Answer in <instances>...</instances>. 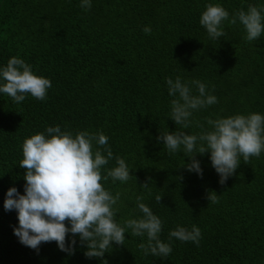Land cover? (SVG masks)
<instances>
[{
    "label": "trees",
    "instance_id": "1",
    "mask_svg": "<svg viewBox=\"0 0 264 264\" xmlns=\"http://www.w3.org/2000/svg\"><path fill=\"white\" fill-rule=\"evenodd\" d=\"M208 2L230 14L264 6V0H92L86 11L80 0H0V64L19 55L52 82L43 101L28 95L15 103L0 94V264H264V152L241 158L221 184L209 153L196 154L201 176L183 166L188 156L169 153L157 139L180 127L168 117V76L199 79L218 97L194 113L185 132L208 127L209 117L264 113V35L248 41L241 25L225 21V35L211 39L199 23ZM56 124L74 133L103 131L132 169L127 182L102 181L120 193L118 222L142 215L136 208L142 197L163 220L161 240L177 224H195L199 244L173 238V251L161 258L146 255L138 247L146 237L130 231L124 245L112 242L102 257L87 256L78 234L72 252L55 241L38 249L20 243L16 211L3 207L5 193L15 186L23 194L25 137ZM209 192L218 195L215 202Z\"/></svg>",
    "mask_w": 264,
    "mask_h": 264
},
{
    "label": "clouds",
    "instance_id": "2",
    "mask_svg": "<svg viewBox=\"0 0 264 264\" xmlns=\"http://www.w3.org/2000/svg\"><path fill=\"white\" fill-rule=\"evenodd\" d=\"M80 6L87 11L92 0H80ZM225 21L241 25L245 39L255 41L264 35V6L250 4L247 9L230 14L223 4L208 2L199 17L208 36L216 40L225 35ZM151 30L150 26L143 27L145 33ZM165 82L171 97L168 117L180 127L175 131H160L157 139L163 141L169 153L182 151L190 158L183 164L187 170L202 176L203 169L196 154L207 152L223 184L241 158L247 162L250 157H259L264 152V113L209 117L206 118L208 127L199 124V132H185L193 124L194 113L218 103V97L199 79L185 80L177 75L166 77ZM51 87L50 78L38 75L19 55L0 64V94H7L15 103L24 101L28 95L43 101ZM108 141L109 136L101 130L83 129L74 133L62 130L59 124L25 137L19 162L25 169L23 194L11 186L3 201L6 211H16L18 225L13 226V232L19 242L38 249L42 242L55 241L60 250L72 252L78 234L89 257H102L111 249L112 242L124 245L125 233L129 231L134 236L146 237L138 245L146 255L169 256L173 251V238L198 245L202 234L195 224L190 228L177 224L169 230L167 242L161 240L163 220L142 197L136 199V208L142 215L130 216L123 223L117 221L120 193L113 194L102 181L111 178L113 182H127L132 169L123 157L114 155ZM113 160L111 167H105ZM142 185L148 188L149 183ZM211 193L208 199L215 202L218 195ZM156 200L160 201L161 195L156 196ZM69 233L73 236L66 242Z\"/></svg>",
    "mask_w": 264,
    "mask_h": 264
}]
</instances>
